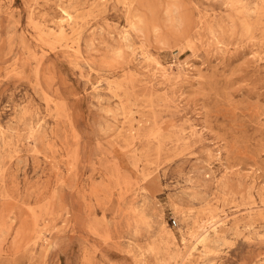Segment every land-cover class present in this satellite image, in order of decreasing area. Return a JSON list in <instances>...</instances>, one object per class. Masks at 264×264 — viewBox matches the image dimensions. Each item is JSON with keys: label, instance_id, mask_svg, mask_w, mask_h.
Segmentation results:
<instances>
[{"label": "rangeland", "instance_id": "obj_1", "mask_svg": "<svg viewBox=\"0 0 264 264\" xmlns=\"http://www.w3.org/2000/svg\"><path fill=\"white\" fill-rule=\"evenodd\" d=\"M139 1L0 0V264H264V0Z\"/></svg>", "mask_w": 264, "mask_h": 264}, {"label": "bare ground", "instance_id": "obj_2", "mask_svg": "<svg viewBox=\"0 0 264 264\" xmlns=\"http://www.w3.org/2000/svg\"><path fill=\"white\" fill-rule=\"evenodd\" d=\"M153 1V0H152ZM159 1V0H158ZM155 1V2H158ZM163 1V0H160ZM165 1V2H164ZM163 2L166 4L165 8H161V3H155L152 5L151 8L154 7V16L155 19H164L166 21L169 22H180L183 23L185 22L186 24L190 25L193 21V17L190 16L187 13H183V2L181 0H164ZM139 0H137V3L139 4ZM148 3V1H147ZM163 3V5H164ZM263 5V4H262ZM151 6V5H150ZM261 9V6H259ZM263 9V8H262ZM257 10V9H256ZM264 10V9H263ZM259 11V10H258ZM73 13L70 10V7L64 6L62 13L60 15V17L55 21V28H51V29H56L59 31V36H61L62 38H64L66 36V26H67V22L71 21L73 19ZM137 17V18H136ZM77 18V17H75ZM78 19V18H77ZM154 19V20H155ZM85 20V19H84ZM152 22V21H151ZM165 23V21H163ZM162 22V23H163ZM146 23H148V17H146V15L141 12L139 9H137V7H133V11L131 12V16H130V25L132 27L133 30L140 32V33H145L146 32ZM43 24V23H42ZM75 24V23H74ZM153 25V24H152ZM79 26V25H78ZM164 26V25H163ZM80 27V26H79ZM78 27V28H79ZM212 27V26H210ZM78 28L77 29L79 30ZM159 26L156 25L155 27V31L159 30ZM84 30V29H83ZM74 31V30H73ZM76 31V30H75ZM53 32V31H52ZM77 32V31H76ZM56 33V32H55ZM58 35V34H57ZM56 35V36H57ZM58 36V37H59ZM58 39V38H57ZM76 39V38H75ZM54 40V39H53ZM70 40V39H69ZM62 41V40H61ZM79 41V40H78ZM67 43V42H66ZM77 43V42H76ZM75 43V44H76ZM67 45V44H66ZM80 45V43H79ZM70 47L73 48L75 51L77 48L76 45L74 44H70ZM79 47V46H78ZM81 48V46H80ZM149 57V56H148ZM168 75V74H167ZM100 81V80H99ZM109 81V80H108ZM99 83V82H98ZM129 92V91H128ZM115 94V93H114ZM149 100V99H148ZM153 111V110H152ZM155 111V110H154ZM166 137V136H165ZM177 141V140H176ZM181 141V140H180ZM34 143V142H33ZM137 161V160H136ZM17 205V204H16ZM16 209V208H15ZM12 210V209H11ZM22 211V210H21ZM27 217V216H26ZM213 217V216H212ZM28 218V217H27ZM209 220V218H208ZM222 219H217L215 221H213V219L210 221L212 223H208L205 224L203 226H201V230L198 232V236H197V240H199L200 242H208L211 241L213 239V237H215L216 235L219 234V232L215 229L219 226V224H217L218 222H220ZM8 222V221H7ZM12 224V223H11ZM14 224V223H13ZM217 224L216 226L213 227V225ZM1 226V225H0ZM213 227V228H212ZM211 228L215 231L214 232V236H212L211 234ZM6 229V228H5ZM24 230V229H23ZM11 231V230H10ZM194 232V231H193ZM6 233V232H5ZM20 233V232H19ZM29 234V233H28ZM9 236V235H8ZM40 237V235H39ZM30 242V241H29ZM165 242V241H164ZM6 243V242H5Z\"/></svg>", "mask_w": 264, "mask_h": 264}, {"label": "built area", "instance_id": "obj_3", "mask_svg": "<svg viewBox=\"0 0 264 264\" xmlns=\"http://www.w3.org/2000/svg\"><path fill=\"white\" fill-rule=\"evenodd\" d=\"M176 222H177L176 219H173V223L176 224Z\"/></svg>", "mask_w": 264, "mask_h": 264}]
</instances>
